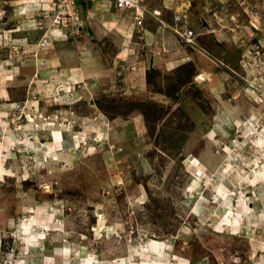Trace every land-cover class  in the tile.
Wrapping results in <instances>:
<instances>
[{
	"label": "rangeland",
	"instance_id": "rangeland-1",
	"mask_svg": "<svg viewBox=\"0 0 264 264\" xmlns=\"http://www.w3.org/2000/svg\"><path fill=\"white\" fill-rule=\"evenodd\" d=\"M53 3L0 0V264H264V0Z\"/></svg>",
	"mask_w": 264,
	"mask_h": 264
},
{
	"label": "crops",
	"instance_id": "crops-1",
	"mask_svg": "<svg viewBox=\"0 0 264 264\" xmlns=\"http://www.w3.org/2000/svg\"><path fill=\"white\" fill-rule=\"evenodd\" d=\"M160 2L161 3L159 6H160L161 11L172 10V11L176 12L181 8L183 9V5H184V3H182L183 0H160ZM161 11H157V14H155V15H158V12H159V14H161ZM162 20L163 19L161 18L160 22ZM166 25H167V27H169L171 29V25H168V24H166ZM157 28L161 29V32L158 29H156L154 31V34H155L156 38H158V39L163 38L165 40L166 45L162 46V47H163V50H165V52L163 54L166 53V56L161 57V56H157L155 54L154 57L152 58V63H150V64H152V67H156L159 65L162 66V65L167 63L170 65L167 69H172L178 65V64H174V63H176L177 59H180L179 57H181L182 55H185L183 57H189V58L191 57L192 59L194 58L193 63L195 64L197 71H205V68L202 66H205V64H207V63L205 62V60L203 59L202 56H197V54L204 55V50L201 47H199L197 45L189 44V42L186 41L188 44L187 45L188 49H187V47L182 48V46L180 45V43L178 41L177 35L173 30H170L169 28L166 29V28H164L163 25L161 26L159 24H158ZM204 57H205V55H204ZM195 58L198 59L200 63L196 64ZM140 60H141V62H144V64L146 65V61L144 60V57ZM140 80H141V76L139 78V81Z\"/></svg>",
	"mask_w": 264,
	"mask_h": 264
},
{
	"label": "built area",
	"instance_id": "built-area-1",
	"mask_svg": "<svg viewBox=\"0 0 264 264\" xmlns=\"http://www.w3.org/2000/svg\"><path fill=\"white\" fill-rule=\"evenodd\" d=\"M116 10L133 11L139 9L140 0H111ZM52 22L58 27H67L72 19H77L74 0H54ZM191 32H188L190 35Z\"/></svg>",
	"mask_w": 264,
	"mask_h": 264
}]
</instances>
